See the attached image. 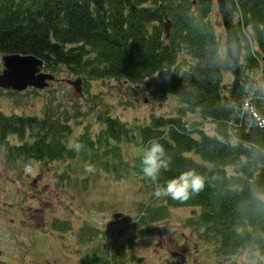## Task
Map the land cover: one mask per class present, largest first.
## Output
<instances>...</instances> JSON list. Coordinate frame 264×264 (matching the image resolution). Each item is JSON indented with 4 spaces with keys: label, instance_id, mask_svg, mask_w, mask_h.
<instances>
[{
    "label": "trees",
    "instance_id": "trees-1",
    "mask_svg": "<svg viewBox=\"0 0 264 264\" xmlns=\"http://www.w3.org/2000/svg\"><path fill=\"white\" fill-rule=\"evenodd\" d=\"M224 2L244 67L259 74L258 80L241 76L233 94L223 82L233 64L220 51L213 0H0V53L34 54L44 70H64L84 82L148 84L152 96L174 95L183 107L177 114L150 113L145 122L101 113L98 129H83L71 143L83 145L80 151L68 143L77 108L47 104L40 116L0 111V142L37 160L81 154L119 178L134 168L121 141L144 149L159 139L172 157L160 185L187 169L205 178L204 190L186 202L162 199L197 207L204 237L209 234L218 251L246 247L264 254V0ZM227 40L235 45L231 32ZM184 111L210 121L212 132L189 123ZM9 135L15 144L6 141Z\"/></svg>",
    "mask_w": 264,
    "mask_h": 264
},
{
    "label": "rangeland",
    "instance_id": "rangeland-1",
    "mask_svg": "<svg viewBox=\"0 0 264 264\" xmlns=\"http://www.w3.org/2000/svg\"><path fill=\"white\" fill-rule=\"evenodd\" d=\"M210 19L224 53L225 31L215 0ZM229 44L233 53L234 46ZM238 67L234 90L241 76L259 79L257 71L244 67L241 50ZM223 82L231 92V69L224 72ZM47 104L78 109L69 144L83 129L96 131L101 113L127 122H145L150 113L177 114L183 108L174 95L152 96L148 84L111 78L84 82L64 70L54 72L42 88L0 87V111L4 113L40 116ZM183 113L189 123L212 132L213 125L207 119ZM6 141L15 144L17 138L9 135ZM120 145L123 157L134 168L114 178L94 165L93 172H86L89 161L81 154L37 160L14 154L6 142H0V264H80L82 257L101 243L106 247L102 245L96 253L108 259L107 246H119L116 243L122 241L126 242L121 245L126 251L121 256L124 260L117 255L114 264H264V254L246 247L218 251L215 240L209 239V234L204 237L197 207L171 205L155 196L156 185L148 183L141 168L143 146L126 141ZM56 217L68 221L69 227L56 228L51 222L58 221ZM90 234L94 237L89 241ZM170 248L178 253L169 254Z\"/></svg>",
    "mask_w": 264,
    "mask_h": 264
},
{
    "label": "clouds",
    "instance_id": "clouds-1",
    "mask_svg": "<svg viewBox=\"0 0 264 264\" xmlns=\"http://www.w3.org/2000/svg\"><path fill=\"white\" fill-rule=\"evenodd\" d=\"M83 145L69 144V148L80 151ZM172 164V157L167 153L159 139H152L143 149L141 168L143 175L156 183L155 196L157 198L170 197L172 200L186 202L199 195L205 188V178L193 169L181 172L175 178L169 179L165 185L158 183L162 172L168 171ZM94 166L85 165L86 172H93Z\"/></svg>",
    "mask_w": 264,
    "mask_h": 264
},
{
    "label": "water",
    "instance_id": "water-1",
    "mask_svg": "<svg viewBox=\"0 0 264 264\" xmlns=\"http://www.w3.org/2000/svg\"><path fill=\"white\" fill-rule=\"evenodd\" d=\"M216 3L221 15L226 37L231 31L235 41L233 53L230 46L228 44L226 45V54L230 57L233 64V83L231 86V91H233L238 82L237 75L240 43L234 25L227 18L224 0H216ZM1 59L3 68L0 70V87L12 88L15 90H21L27 86L42 88L47 84V80L53 78L50 72L40 70L42 60L34 54L4 53L1 55ZM244 103L251 109L248 102ZM252 112L254 113V111ZM256 118L258 117L256 116ZM258 120L261 121L260 119ZM116 215H118V213H116L115 216Z\"/></svg>",
    "mask_w": 264,
    "mask_h": 264
},
{
    "label": "flooded vegetation",
    "instance_id": "flooded-vegetation-1",
    "mask_svg": "<svg viewBox=\"0 0 264 264\" xmlns=\"http://www.w3.org/2000/svg\"><path fill=\"white\" fill-rule=\"evenodd\" d=\"M132 242H134V240H133ZM132 242H131V243H132ZM169 251H170L169 254H174L175 252H177V251H176L175 249H173V248H172V249L170 248ZM177 253H178V252H177ZM131 254H133V253H131ZM176 256H177V255H176ZM137 257H139V256H137ZM143 258H144L143 256H140L139 259L143 260ZM123 260H124V259H123ZM123 260H122V261H123ZM125 262H126V260L124 261V263H125ZM114 263H115V262H113V263H111V264H114Z\"/></svg>",
    "mask_w": 264,
    "mask_h": 264
}]
</instances>
